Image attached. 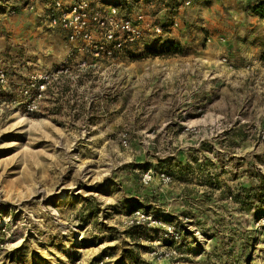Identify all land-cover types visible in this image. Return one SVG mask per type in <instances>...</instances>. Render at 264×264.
<instances>
[{"label":"rangeland","instance_id":"rangeland-1","mask_svg":"<svg viewBox=\"0 0 264 264\" xmlns=\"http://www.w3.org/2000/svg\"><path fill=\"white\" fill-rule=\"evenodd\" d=\"M47 1L0 0V43L49 46ZM101 1L162 34L87 75L97 113L0 116V264H155L124 223L151 191L194 214L178 264H264V0Z\"/></svg>","mask_w":264,"mask_h":264},{"label":"built area","instance_id":"built-area-1","mask_svg":"<svg viewBox=\"0 0 264 264\" xmlns=\"http://www.w3.org/2000/svg\"><path fill=\"white\" fill-rule=\"evenodd\" d=\"M191 6L194 0H180ZM49 27L61 31L70 44L69 51L59 63L49 68L33 61L15 60L10 54L0 55V116L8 113L35 115L47 113L48 103L61 104L69 113H97L98 98L90 93L82 97L80 87L90 80L87 75L100 67L107 69L122 59L124 51L145 39L148 33L162 34L163 27L153 23L143 12L134 15L123 13L116 3L101 0H52L46 8ZM225 60V59H223ZM26 67V68H25ZM126 144L127 141L123 140ZM162 183L172 182L167 170L149 168L141 177L149 185L154 177ZM179 221L163 214L135 206L126 215L124 223L135 229L159 230L162 243L157 241L149 251L150 260L156 263L172 261L178 264L186 244V231L191 228L188 217ZM256 225L264 230V214ZM136 264H149L141 260Z\"/></svg>","mask_w":264,"mask_h":264},{"label":"crops","instance_id":"crops-1","mask_svg":"<svg viewBox=\"0 0 264 264\" xmlns=\"http://www.w3.org/2000/svg\"><path fill=\"white\" fill-rule=\"evenodd\" d=\"M49 1L51 2L52 0H49ZM64 1H66L67 3H70L73 0H64ZM50 2L47 1L44 4L43 10H42V19H43L44 25L47 28H49L48 29V31L50 32L49 35H51L52 37L51 40H48L50 42V45L49 46L21 45V43H18L17 41L12 40L9 42H4V44L0 43V55L1 54L6 55V54L11 53V55L15 58V60H19L21 59L20 55L23 54L24 58H22L21 60H23L24 62L28 59L30 61H33L34 63H37L40 67H44V68H49L50 66H54L55 64L59 63L62 60L63 56L68 53L70 44L67 42V40L65 39L61 31H59L56 28H51L47 24L45 13H46V8ZM100 69H104V68L100 67ZM47 106L49 108L47 110V113H69V109L65 107L64 103H61V104L48 103ZM106 113H107V110H106ZM108 113H109V110H108ZM138 194H141V193H138ZM136 196L140 198H144V199L147 198L149 200L139 199L140 202L138 204H135V206H141L148 210L156 211L153 209L152 206L150 207V204H149V201L152 198V191L150 193H146L143 195H136ZM181 204L184 206V208H186L187 203L185 204V202H182ZM156 212L163 214L165 217L171 220H174V221H177L181 215L185 217L187 216L188 220L191 222H194L192 218H195L194 214L187 213L186 211H178L177 207H174L173 209L167 212L165 211H156ZM197 228L199 227L197 226ZM137 230H140V232L142 233V234L140 233V236L138 237V239H146V240L148 239V241L151 239L152 234L156 232V230H152V229L150 230L137 229ZM128 234H130V236L132 235L131 232H129Z\"/></svg>","mask_w":264,"mask_h":264},{"label":"trees","instance_id":"trees-1","mask_svg":"<svg viewBox=\"0 0 264 264\" xmlns=\"http://www.w3.org/2000/svg\"><path fill=\"white\" fill-rule=\"evenodd\" d=\"M256 8L260 9L261 8V5H258ZM168 172V171H167ZM171 174V173H170ZM173 177V176H172ZM259 195L261 197V200L263 201V207H264V187L263 185L260 186L259 188ZM231 197V196H230ZM232 198V197H231ZM135 206H133L132 208H134ZM260 208V207H259ZM263 211V214H264V209L262 210ZM262 214V215H263ZM261 216V215H260Z\"/></svg>","mask_w":264,"mask_h":264}]
</instances>
